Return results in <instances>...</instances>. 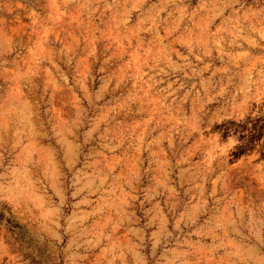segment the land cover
Listing matches in <instances>:
<instances>
[{"label": "rangeland", "instance_id": "1", "mask_svg": "<svg viewBox=\"0 0 264 264\" xmlns=\"http://www.w3.org/2000/svg\"><path fill=\"white\" fill-rule=\"evenodd\" d=\"M0 264H264V0H0Z\"/></svg>", "mask_w": 264, "mask_h": 264}]
</instances>
